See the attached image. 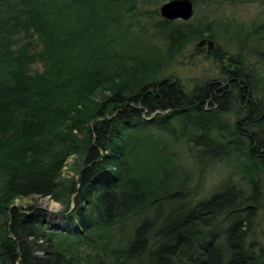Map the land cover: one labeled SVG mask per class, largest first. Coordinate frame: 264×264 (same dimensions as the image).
Segmentation results:
<instances>
[{
	"label": "trees",
	"instance_id": "1",
	"mask_svg": "<svg viewBox=\"0 0 264 264\" xmlns=\"http://www.w3.org/2000/svg\"><path fill=\"white\" fill-rule=\"evenodd\" d=\"M133 12L0 0V264H264V16L237 53L211 49L220 76L189 89L162 72L212 31L161 16L144 29ZM183 141L243 183L198 199ZM36 196L60 209L15 204Z\"/></svg>",
	"mask_w": 264,
	"mask_h": 264
},
{
	"label": "rangeland",
	"instance_id": "2",
	"mask_svg": "<svg viewBox=\"0 0 264 264\" xmlns=\"http://www.w3.org/2000/svg\"><path fill=\"white\" fill-rule=\"evenodd\" d=\"M132 1H134V12L131 14L134 16H131L132 21L134 20V23H140L144 29H148L160 17L159 5L169 0H159V2L158 0ZM193 3V15L187 21H200L202 25L204 24L206 28H209L213 36H203L201 39L205 38L214 42L211 49L218 47V51L224 54L237 53V46L241 42L238 37L241 38V33L257 20L256 17L259 12H261L260 17L264 16V0L246 3L237 2L235 5L224 4L222 7H216L215 4H206V0ZM238 25H242V27ZM133 29L136 30L135 27ZM200 40H193V42L186 44L180 55H177L172 62L168 63L169 66L162 72V75L181 80L182 84L189 89L193 88L195 84H204L206 81L219 77L218 65L206 56L207 53L211 52V49L208 50L207 48L208 43L205 42L204 45L199 46L200 50L196 49ZM228 117H230L231 123L236 120L230 115ZM174 147L180 152L183 162L188 165L189 185L194 188V194H196V197L198 196V199L206 196L210 191L218 189L224 180H228L231 184H239L243 181L242 174L238 172L237 168L233 167V160L211 159L203 161L201 165L196 162L197 152L191 143L178 142ZM73 161L74 158L69 159L67 166L64 168L65 174L73 173L71 169ZM15 204L22 206L37 205L50 213H56L60 209V203L48 197L36 196L34 198L17 199ZM256 222L257 227L264 230V219L261 215L258 220L256 219Z\"/></svg>",
	"mask_w": 264,
	"mask_h": 264
},
{
	"label": "water",
	"instance_id": "3",
	"mask_svg": "<svg viewBox=\"0 0 264 264\" xmlns=\"http://www.w3.org/2000/svg\"><path fill=\"white\" fill-rule=\"evenodd\" d=\"M193 0H169L163 2L159 5L158 11L160 16L166 20H189L193 15ZM208 43V50H210L214 46V42L201 39L198 43V46L204 45V43ZM262 117H264V111L262 112Z\"/></svg>",
	"mask_w": 264,
	"mask_h": 264
}]
</instances>
